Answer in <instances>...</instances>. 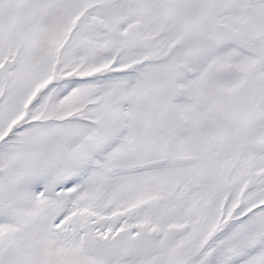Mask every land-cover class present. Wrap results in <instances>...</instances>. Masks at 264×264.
I'll return each instance as SVG.
<instances>
[{"label":"snow or ice","instance_id":"1","mask_svg":"<svg viewBox=\"0 0 264 264\" xmlns=\"http://www.w3.org/2000/svg\"><path fill=\"white\" fill-rule=\"evenodd\" d=\"M0 264H264V0H0Z\"/></svg>","mask_w":264,"mask_h":264}]
</instances>
